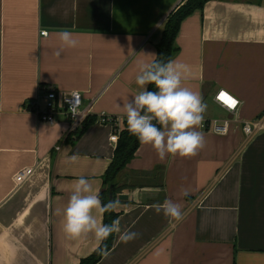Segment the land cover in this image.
I'll use <instances>...</instances> for the list:
<instances>
[{
  "label": "crops",
  "instance_id": "obj_1",
  "mask_svg": "<svg viewBox=\"0 0 264 264\" xmlns=\"http://www.w3.org/2000/svg\"><path fill=\"white\" fill-rule=\"evenodd\" d=\"M183 2L0 0V264H80L99 248L92 234L68 237L62 211L81 176L103 191L117 143L97 119L122 117L128 128L122 106L141 91L139 65L155 60L164 23ZM63 29L79 43L57 56ZM175 46L171 60L191 70L182 86L207 103L204 122L227 120L228 133L198 128L204 147L186 158L161 160L139 141L116 178L127 199L114 211L121 232L138 236L124 243L115 233L97 264H264V130L242 133L244 122L264 123V0L207 2L183 20ZM41 86L81 95L92 122L77 140L68 116L48 125L25 107ZM221 89L238 101L234 114L215 99ZM23 169L32 174L17 185ZM165 199L188 213L182 222L155 211Z\"/></svg>",
  "mask_w": 264,
  "mask_h": 264
},
{
  "label": "clouds",
  "instance_id": "obj_2",
  "mask_svg": "<svg viewBox=\"0 0 264 264\" xmlns=\"http://www.w3.org/2000/svg\"><path fill=\"white\" fill-rule=\"evenodd\" d=\"M57 36L61 44L55 53L57 56L65 48H75L79 43L67 29L59 31ZM190 74L187 64L175 60L141 63L135 81L141 91L122 106L128 131L141 144L151 145L161 160L167 155L192 157L204 147L203 133L197 129L203 124L208 105L200 93L182 86ZM147 85H154L156 90H147ZM221 91L226 92L223 89ZM69 160L75 163L78 156L73 155ZM188 194L187 190L182 189V195ZM119 207V199L102 203L92 182L81 176L74 182L67 205L62 211L63 231L73 239L92 234L98 245L103 244L113 233H119L120 240L127 243L135 239L138 233L130 230L121 232L119 219L104 224L93 214L95 211L102 217L104 213L116 211ZM153 207L157 213L163 212L170 224H178L188 215L179 203L170 199ZM100 252L105 254L103 248Z\"/></svg>",
  "mask_w": 264,
  "mask_h": 264
},
{
  "label": "trees",
  "instance_id": "obj_3",
  "mask_svg": "<svg viewBox=\"0 0 264 264\" xmlns=\"http://www.w3.org/2000/svg\"><path fill=\"white\" fill-rule=\"evenodd\" d=\"M212 0H184V2L172 11L167 17L163 26V31L159 43L155 46L156 58L154 61L167 62L171 60L176 53L175 40L177 38L179 27L183 20L189 17L196 11L201 12L204 5ZM147 90L155 91L154 85H148ZM92 119L87 118L80 131L76 132L74 140H77L84 130L90 125ZM72 143V140H71ZM139 147V139L132 135L128 128H125L118 137L117 145L114 151L113 159L103 177L104 189L99 195L102 203H107L109 200L118 199L123 188L117 186L116 178L118 174L125 169L127 164L133 159ZM118 218V214L114 211L103 214V223L110 224L113 220ZM110 235L107 240L100 244L96 252H94L87 259L81 261L80 264H97L105 254H107L113 245L114 235ZM105 250V254H101L100 249Z\"/></svg>",
  "mask_w": 264,
  "mask_h": 264
},
{
  "label": "built area",
  "instance_id": "obj_4",
  "mask_svg": "<svg viewBox=\"0 0 264 264\" xmlns=\"http://www.w3.org/2000/svg\"><path fill=\"white\" fill-rule=\"evenodd\" d=\"M44 34V32L41 33V36H44ZM219 94L215 98L217 102L222 104V106H226L227 112L234 114L238 108V103L235 108H230L218 99ZM39 101L42 102V108L39 107ZM82 101L81 95L77 92L70 93L66 96H60L54 87L41 86L39 87V96L37 100L28 101L25 107L35 113L40 122L48 125L55 124V117L58 115L64 114L68 116L70 119V126L67 133L70 136H75L76 132L82 128L84 122L89 117L88 110L82 106ZM97 121L103 125H111L113 127V134L110 137V141L116 144L119 134L125 129L126 120L122 117L100 115ZM229 123L230 122L227 120L211 121L209 123L203 121L200 128L202 130L208 129L217 135H226L228 133ZM262 130H264V123L261 121L244 122L242 125V133L247 139L253 138V136ZM56 151H60L58 147H56ZM31 174V169L19 171L18 175L15 176V183L17 185L24 183Z\"/></svg>",
  "mask_w": 264,
  "mask_h": 264
},
{
  "label": "snow or ice",
  "instance_id": "obj_5",
  "mask_svg": "<svg viewBox=\"0 0 264 264\" xmlns=\"http://www.w3.org/2000/svg\"><path fill=\"white\" fill-rule=\"evenodd\" d=\"M218 99L223 102L224 104H226L228 107L230 108H235L238 101L236 99H234L232 96H230L228 93L221 91Z\"/></svg>",
  "mask_w": 264,
  "mask_h": 264
},
{
  "label": "water",
  "instance_id": "obj_6",
  "mask_svg": "<svg viewBox=\"0 0 264 264\" xmlns=\"http://www.w3.org/2000/svg\"><path fill=\"white\" fill-rule=\"evenodd\" d=\"M118 199H119V200H123V199L125 200V199H127V197L124 196V195H120Z\"/></svg>",
  "mask_w": 264,
  "mask_h": 264
},
{
  "label": "rangeland",
  "instance_id": "obj_7",
  "mask_svg": "<svg viewBox=\"0 0 264 264\" xmlns=\"http://www.w3.org/2000/svg\"><path fill=\"white\" fill-rule=\"evenodd\" d=\"M251 1H255V2H257V1H259V0H251Z\"/></svg>",
  "mask_w": 264,
  "mask_h": 264
}]
</instances>
